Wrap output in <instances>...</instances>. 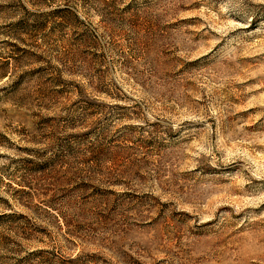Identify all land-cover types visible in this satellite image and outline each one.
Masks as SVG:
<instances>
[{
    "label": "rangeland",
    "instance_id": "rangeland-1",
    "mask_svg": "<svg viewBox=\"0 0 264 264\" xmlns=\"http://www.w3.org/2000/svg\"><path fill=\"white\" fill-rule=\"evenodd\" d=\"M0 264H264V0H0Z\"/></svg>",
    "mask_w": 264,
    "mask_h": 264
}]
</instances>
